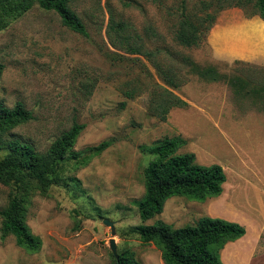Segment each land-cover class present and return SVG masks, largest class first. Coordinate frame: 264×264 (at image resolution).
Segmentation results:
<instances>
[{
  "label": "rangeland",
  "instance_id": "374dc122",
  "mask_svg": "<svg viewBox=\"0 0 264 264\" xmlns=\"http://www.w3.org/2000/svg\"><path fill=\"white\" fill-rule=\"evenodd\" d=\"M182 1L72 0L69 6L85 23L88 37L36 4L7 18L0 29V102L11 107L20 101L32 113L12 134L43 152L74 122L83 128L54 182L27 197L24 222L40 247L16 245L2 231L0 214V264H113L111 237L117 252L133 251L140 264H164L160 247L141 242L138 228L157 221L194 226L202 216L245 229L222 247L224 264H247L253 241L249 264H264V21L257 14L247 17L240 7H225L199 46L183 48L172 40ZM185 1L194 11L202 0ZM111 20L130 24L126 33L140 35L145 49L169 47L188 60L127 52L109 29ZM221 22L224 27L211 33ZM153 61L173 67L177 87L162 81ZM188 61L197 68L212 66L231 81L203 79ZM159 87L186 102L171 107L164 120L150 101ZM132 91L134 96L127 97ZM177 137L186 140L179 153L192 152L200 164L222 166V191L201 199L171 195L160 214L142 221L138 202L153 155L141 146ZM103 141L109 145L95 151ZM227 180L241 191L225 192ZM239 180L250 186L245 189ZM11 190L0 183V211ZM104 219L112 221L114 235Z\"/></svg>",
  "mask_w": 264,
  "mask_h": 264
},
{
  "label": "trees",
  "instance_id": "16d2710c",
  "mask_svg": "<svg viewBox=\"0 0 264 264\" xmlns=\"http://www.w3.org/2000/svg\"><path fill=\"white\" fill-rule=\"evenodd\" d=\"M72 0H0V29L6 26L7 18L21 14L36 4L46 11L55 12L61 24L67 29L88 37L89 32L82 19L70 8ZM197 10L188 11L183 0L178 8V22L173 33V43L183 48L199 46L207 32L214 25L218 13L225 7L237 6L249 17L257 14L264 21V0H209L200 1ZM251 6L252 11L248 8ZM130 24L124 21H110L109 29L115 33L116 39L124 46V50L134 54H144L148 58L158 55L173 60L187 58L177 57L178 54L169 47L145 49L140 35L134 30L128 31ZM151 36H155L150 31ZM122 58L121 55H118ZM154 62V61H153ZM238 63V61H234ZM165 63V62H164ZM196 73L203 79L217 81L224 77L212 66L196 67ZM160 78L169 87H177L173 67L155 63ZM0 62V77L3 72ZM234 80V79H233ZM133 97L134 91L127 92ZM152 110L164 120L171 107H181L186 102L163 88L150 93ZM32 118L30 110L22 102L17 101L8 107L0 102V183L12 187L6 206L0 211L2 231L14 237L16 245L29 250L40 247L39 237L33 235L24 222L26 200L33 189L45 191L53 182L54 175L65 160L81 124L74 122L70 128L57 137L45 151H39L29 142L22 141L12 134L17 125ZM186 140L164 138L153 146H141L153 158L144 168L145 192L138 202L139 216L142 221L151 219L163 211L165 200L171 195H191L197 198L217 196L226 181L225 172L220 164H200L192 152H178ZM109 145L103 141L94 150L101 151ZM137 233L143 243L154 242L160 247L161 259L164 264H224L220 259V250L228 241L235 240L245 233L242 225L218 217L202 216L194 226L172 227L157 221L153 224L141 225ZM113 255V254H112ZM113 264H140L133 251L125 249L114 257Z\"/></svg>",
  "mask_w": 264,
  "mask_h": 264
},
{
  "label": "crops",
  "instance_id": "0c3cea01",
  "mask_svg": "<svg viewBox=\"0 0 264 264\" xmlns=\"http://www.w3.org/2000/svg\"><path fill=\"white\" fill-rule=\"evenodd\" d=\"M222 23V22H221ZM224 27V25H223V23L222 24H219L218 26H216L214 29H212V31H211V33H214V32H218V30H221L222 28ZM239 183H242V185H243V187L246 189L248 186H250V183H248V181H245V180H239ZM233 188V189H232ZM244 189V190H245ZM224 190H225V192H234V191H241L240 190V187H239V184H238V187H236V185H235V183L233 184V186L231 187L230 186V183L228 182V180H227V182H226V184H225V186H224ZM260 231V230H259ZM258 231V232H259ZM254 242V241H253ZM253 242H251L250 244H249V248H248V251H247V256H248V258H247V260H248V262H247V264H249L250 263V260H251V253H252V250H253V246H254V243ZM241 246H243V245H241ZM238 248H240V245L238 246ZM221 251V250H220ZM246 264V263H245Z\"/></svg>",
  "mask_w": 264,
  "mask_h": 264
},
{
  "label": "water",
  "instance_id": "95a60500",
  "mask_svg": "<svg viewBox=\"0 0 264 264\" xmlns=\"http://www.w3.org/2000/svg\"><path fill=\"white\" fill-rule=\"evenodd\" d=\"M103 223L111 227V233H112V235H114L115 234V229L113 227L112 221L104 219ZM109 247H110L111 253L115 257V259H118V252H117L116 245H115L113 237H111L110 240H109Z\"/></svg>",
  "mask_w": 264,
  "mask_h": 264
}]
</instances>
